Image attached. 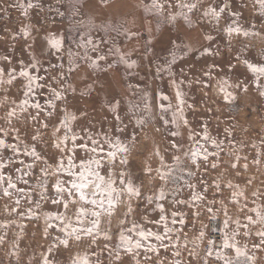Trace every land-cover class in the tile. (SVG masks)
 I'll list each match as a JSON object with an SVG mask.
<instances>
[{
    "label": "rangeland",
    "instance_id": "374dc122",
    "mask_svg": "<svg viewBox=\"0 0 264 264\" xmlns=\"http://www.w3.org/2000/svg\"><path fill=\"white\" fill-rule=\"evenodd\" d=\"M124 1L0 0V140L7 145L0 147V264H74L85 257L89 264H224L223 257L236 259L234 249L223 248L225 233H239L234 242L247 251L239 264H264V245L254 247L264 232L256 215L264 214V77L257 80L244 63L264 65L259 5L155 0L161 9L154 0H134L156 32L135 37L128 26L133 0ZM123 4L131 13L119 12ZM97 5L107 19L95 17ZM209 9L219 18L205 15ZM235 28L240 34L229 35ZM22 70L37 77L31 91ZM117 141L127 153L112 147ZM197 149L193 162L190 153ZM110 151L116 152L112 163ZM70 158L77 173L82 161L100 160V174L115 181L113 196L119 195L111 214L78 197L67 211L52 203L60 199L57 181L70 186L72 177L57 171L59 161L67 168ZM161 172L171 175L161 179ZM128 181L139 196L129 195ZM80 208L99 211L101 223L76 240L59 229L69 220L80 228ZM49 213L65 216V223L49 220ZM214 219L221 247L207 250ZM141 230L165 238L142 240ZM121 233L143 246L126 251Z\"/></svg>",
    "mask_w": 264,
    "mask_h": 264
},
{
    "label": "snow or ice",
    "instance_id": "6c2138e0",
    "mask_svg": "<svg viewBox=\"0 0 264 264\" xmlns=\"http://www.w3.org/2000/svg\"><path fill=\"white\" fill-rule=\"evenodd\" d=\"M256 3L259 5L260 9H261V14L264 15V0H256ZM31 6V5H29ZM154 6L157 8H161L162 9V5H160L159 3H156L154 0ZM187 5H181V7H186ZM191 7H195V5H192ZM222 11V10H221ZM213 15L214 17H216L217 19L219 18V13L215 10V9H209L208 12H205V15ZM174 19V18H173ZM235 31L237 34H240L241 29L240 28H235V29H229V35H231V33ZM245 36H247L249 33L245 32L243 33ZM208 39H211L210 37ZM53 47L58 48L59 44L58 43H53ZM205 51L208 54H211V50L210 49H205ZM100 59H104V57H100ZM123 59V57H122ZM238 59V58H237ZM245 65L248 67V69L251 71V73L257 77V80H259L260 77H264V65H255V64H251L249 63L247 60L244 61ZM132 66V65H129ZM3 75V69H0V77H2ZM20 76L22 77H26L27 80L29 81L28 84V89L29 91L32 90V83L37 81V77L32 76L28 71L26 70H22L19 73ZM0 83H3V80L0 79ZM9 83H11V81H9ZM257 87H259V83H257ZM246 90V89H245ZM262 95H264V93H261ZM54 95L57 96V98H59V93H54ZM177 96H180V93L177 92ZM162 99H167V97H162ZM227 99V96H226ZM27 103V101H25V104ZM118 106V105H117ZM35 107L39 108L40 105L36 104ZM13 113H9V115H12ZM118 118V117H117ZM72 119H75V117L73 116ZM68 117H65V120L63 121V124L65 127H67L68 124ZM186 123V121H185ZM46 127V125H45ZM59 129H56V131H58ZM70 131V129H69ZM207 138V137H205ZM73 141H75V137L72 138ZM67 141V137H65V142ZM93 143H96L95 141H93ZM214 143V142H213ZM0 147H7V145L5 144V142L3 140H0ZM57 148L60 147L59 144L56 145ZM81 147H84L85 149H87V145H81ZM112 147H116L117 151L119 152H123V153H127L128 148L124 145H121L119 141H117L116 145H112ZM15 151H19L18 149H14ZM93 152L97 151L95 148L92 149ZM102 151V149H101ZM31 155L36 157V159H39V156L37 155L35 149H32ZM156 155L159 156V151L157 150ZM193 162L196 161V158L200 155V150L197 149L196 151H192L190 153ZM107 157L109 159V163L114 162L115 157H116V152H108L107 153ZM206 155H205V159H206ZM163 158L161 157V160ZM177 162L179 163V157L176 158ZM121 163L123 164H127V160L126 159H122ZM93 165H95V167L93 168ZM101 162L99 159H91L88 161H82L79 165V168L81 169V171H79L78 173L75 172L73 170V163L71 158L69 159L68 162V167L66 168L64 166V162L63 160H60L57 166V171L58 172H64L66 173L68 176L72 177V179L70 181L67 182L68 185L70 186H65V182L64 181H57L56 184L54 185L57 196L60 197L59 200H53L52 203H61L63 205V208L65 209V211H67L68 206H69V202L71 203H75V199H73L74 197H78V199L80 201H82L85 204H89L94 206L95 208H99L105 212H107L108 214H111L113 209L116 206V203L119 200V195L117 194L115 197L113 196V193L116 192V189L114 188V183L115 181L112 180H105V177L103 175L100 174L99 169L101 168ZM235 166V165H233ZM4 167V165L0 164V168ZM246 167V166H245ZM148 172L151 171V169H147ZM45 175H47V173H44ZM191 174V173H189ZM124 173H121V177H123ZM171 175L170 172L168 173H164L161 172L160 173V178L161 179H165L167 176ZM4 180V177L2 174H0V183H2ZM121 184H125V181L123 179L120 180ZM9 187L10 188H15V184H13L11 182V178H9L8 181ZM46 187V185H45ZM126 189L127 192L129 193L130 196H139L140 192H139V188L135 187L131 181H128L126 184ZM67 194L68 196V200H64L63 196ZM5 195H8L7 190H5ZM99 197V198H98ZM160 199L164 198V194L163 192L160 193ZM17 203H19V201H17ZM106 205V206H105ZM158 207L160 208V211L163 212L164 209L161 205H158ZM132 211L131 208H129L128 213L130 214ZM208 211L211 213L212 209L209 208ZM47 218L49 220L51 219H56L59 220L61 224L65 223V216L63 215H57V216H53L52 214H46ZM100 215L101 213L99 211H85L84 208H80L78 210V212L76 213V222L81 225L80 228H76L72 226L71 221L69 220L68 224L65 227L60 228L59 230L61 232H64L66 234V236L68 237H72L74 236V238L76 240H80L81 239V235L80 233H83L87 236H91L94 232H96L99 228H100ZM226 215V213H225ZM256 215L259 218V221L264 223V214H262L259 210H256ZM91 216L94 217L95 219L91 220V221H87V218ZM161 219H166L165 217H161ZM248 221L249 223H254V221L252 220V217H248ZM87 223H90V227H85L84 225ZM175 222V221H174ZM225 223V228L228 227V220L226 219L224 221ZM237 225H239V221H236ZM68 228H71V231H68ZM132 231H135V227L132 229ZM169 229L167 228V226H165V235L168 233ZM239 233H234L232 236H229L227 233H225V237L223 240V248L228 249H234L235 253H236V259H229L227 257H223L224 259V264H239V257L242 256H247V251L242 250L240 247H238L236 245V243L234 242L235 240V236L238 235ZM138 235L140 236V238L142 240H148L149 237H154L155 240L157 241H163L164 240V236H161L159 234L156 233H152V232H145L143 230H141ZM204 235V232L201 231V236ZM257 235L260 237V244L258 245H254V247L259 248L261 245H264V232H258ZM106 238H110V237H106ZM120 240L122 245H126V251L128 252H132L133 251V247L136 249L141 248L143 245L141 244L140 240L135 241V243L133 244V241L131 240V238L126 237L123 233L120 234ZM65 247H67L68 241L67 239L61 241ZM214 245V242H210ZM147 250H151V251H157V249L153 248L151 245L148 246ZM209 256L213 255L212 251H208L207 253ZM175 255H180L179 252L175 253ZM222 257L220 255H217V259H221ZM249 260H253L252 257H248ZM44 264H49V262L47 261V259L45 260ZM74 264H89V261L87 259V257L83 258L82 260L77 259ZM177 264H181L180 261H177ZM253 264H254V260H253Z\"/></svg>",
    "mask_w": 264,
    "mask_h": 264
},
{
    "label": "crops",
    "instance_id": "0c3cea01",
    "mask_svg": "<svg viewBox=\"0 0 264 264\" xmlns=\"http://www.w3.org/2000/svg\"><path fill=\"white\" fill-rule=\"evenodd\" d=\"M122 2H125L124 0H121ZM119 12L120 13H125V14H129L131 12H127L128 7L123 5H119L118 7ZM93 14L95 15V17L97 19H107V12H104L101 10V7H99L97 5V7L95 9H93ZM118 14V13H117ZM130 21H129V29L131 30V32H133V35H135V37H137V35H139V32H143L145 35L147 36H151L154 35L155 32V28L154 25H150L143 17L142 13H141V9L140 7H138V5L135 6V1L133 0V14L130 17ZM156 35V34H155ZM157 41H159V38L156 39Z\"/></svg>",
    "mask_w": 264,
    "mask_h": 264
},
{
    "label": "built area",
    "instance_id": "2783aa9c",
    "mask_svg": "<svg viewBox=\"0 0 264 264\" xmlns=\"http://www.w3.org/2000/svg\"><path fill=\"white\" fill-rule=\"evenodd\" d=\"M209 230H210V242H214V244H217L220 239V227L218 221H216L215 219L211 220L209 222ZM212 246L213 244L210 243L207 246V250H209Z\"/></svg>",
    "mask_w": 264,
    "mask_h": 264
},
{
    "label": "water",
    "instance_id": "95a60500",
    "mask_svg": "<svg viewBox=\"0 0 264 264\" xmlns=\"http://www.w3.org/2000/svg\"><path fill=\"white\" fill-rule=\"evenodd\" d=\"M218 247H221V244L220 243L218 244Z\"/></svg>",
    "mask_w": 264,
    "mask_h": 264
}]
</instances>
